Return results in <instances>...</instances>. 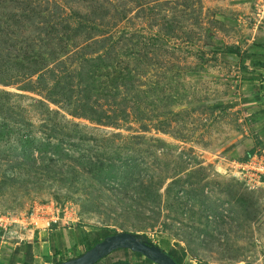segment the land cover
I'll return each mask as SVG.
<instances>
[{
	"label": "rangeland",
	"instance_id": "374dc122",
	"mask_svg": "<svg viewBox=\"0 0 264 264\" xmlns=\"http://www.w3.org/2000/svg\"><path fill=\"white\" fill-rule=\"evenodd\" d=\"M256 35L264 0H0V247L108 227L259 262L264 183L234 163L257 118L219 108L256 104L228 55Z\"/></svg>",
	"mask_w": 264,
	"mask_h": 264
},
{
	"label": "crops",
	"instance_id": "0c3cea01",
	"mask_svg": "<svg viewBox=\"0 0 264 264\" xmlns=\"http://www.w3.org/2000/svg\"><path fill=\"white\" fill-rule=\"evenodd\" d=\"M256 37H261V36L256 35ZM262 37H264V35H262ZM255 38L252 37L253 40H251L248 50L237 52V53L236 52L228 53V55H235L236 57L239 58V63H240L239 77H241L240 82L243 84V86L247 87V90L249 91L255 90L254 88H257V92L255 93L257 95V101L254 102L256 104L249 106L252 100L244 92L240 101L230 102V103L222 104V105L223 107L245 108L247 111L245 116L249 115L253 119H256V118L258 119V120L256 119L257 125L255 126L256 128L255 134H256V137L261 141L260 142L255 141V144L253 146H257V144L260 143L262 145L261 148H264V79H263L264 67L260 66V64H258L257 62H254V61H257L259 57L253 56L254 59L244 58L245 55H251L255 51L253 50L254 48L252 47L253 46L252 44L254 43ZM242 67H245V69H243ZM253 101H255V99ZM54 231L55 232L52 233V235L54 234L55 236L49 235V233H47L48 236L44 235L43 241L37 242L36 241L37 239H33V240L27 239L25 242H16L13 245V247L9 249L8 248L3 249L5 247H0V263L1 264H54V263H57L59 256L54 257V253L52 254V250L55 252L56 250L59 249L65 252L69 248L70 241L69 242L66 241L65 243L63 239L64 238L63 232L58 226L56 227ZM58 233H62L61 234L62 238L60 239L58 238ZM54 238L56 239V243L55 245L53 244L54 247H52L49 242L51 239L53 241ZM75 238H76V242H74L73 240L72 245L73 246L76 245L77 247L81 248V246H79L77 243L78 233L75 236ZM170 239H171L170 246L174 249H182L185 252V258H186L187 256L186 249L181 244H179V246L174 245L173 239L172 238ZM16 248L19 249L17 254H15L14 252ZM117 250H121V249H117ZM117 250H114L112 252H116ZM111 253H109L108 256ZM136 253L137 252H133L131 250H125V251H122L123 257H116V255H114L112 257H108V259L106 260L100 259L95 264H114L117 261H123V264H147L144 259V256L142 254H141L142 256H140ZM67 255L64 256V258H66L65 260H67V258L76 257L79 254L75 256H67ZM43 257L45 259H43ZM185 258L182 264H184ZM152 264L154 263L152 262ZM233 264H264V253L261 255V260L257 263L250 261L249 259L242 260V258H240V260H235Z\"/></svg>",
	"mask_w": 264,
	"mask_h": 264
},
{
	"label": "water",
	"instance_id": "95a60500",
	"mask_svg": "<svg viewBox=\"0 0 264 264\" xmlns=\"http://www.w3.org/2000/svg\"><path fill=\"white\" fill-rule=\"evenodd\" d=\"M124 248L142 254L154 264H177L161 246L131 231H119L107 235L79 256L54 264H95L112 251Z\"/></svg>",
	"mask_w": 264,
	"mask_h": 264
},
{
	"label": "trees",
	"instance_id": "16d2710c",
	"mask_svg": "<svg viewBox=\"0 0 264 264\" xmlns=\"http://www.w3.org/2000/svg\"><path fill=\"white\" fill-rule=\"evenodd\" d=\"M253 46V50H255L251 55H245L244 58H248V59H254V57H259L257 59L258 64H260V66L264 67V37H256L254 40V43L252 44ZM243 69H245V67H242ZM245 73V72H244ZM219 108H223V105H219ZM255 151V149H251L250 151L247 152L246 157H244L243 160L247 159L253 152ZM52 227H56L55 223L52 224ZM117 231L109 229L108 227H103L98 229L95 232H92L90 234H81L80 232L78 233V245L81 246V248H83V250L79 253L82 254L84 251H86L87 249L91 248L95 243H97L98 241H100L101 239H103L105 236L107 235H111L116 233ZM62 233H58V238H62L61 236ZM149 241H151L150 239H148ZM152 242V241H151ZM170 242L171 239L169 237H161L159 239V246H161L162 249L166 250V252L169 254V256H171L175 262L177 264H182L183 260L185 258V252L182 249H174L170 246ZM158 245V244H157ZM17 250V251H16ZM18 248L15 249V254L18 253ZM140 256H142L140 253H136ZM66 252L62 251V250H56L54 252V257L59 256V259L57 262H61L63 260H65L66 258H64V256H66ZM78 255V256H79ZM70 258H67V260ZM145 261L147 264H152V262L147 259L146 257H144ZM114 264H123V261H117Z\"/></svg>",
	"mask_w": 264,
	"mask_h": 264
},
{
	"label": "built area",
	"instance_id": "2783aa9c",
	"mask_svg": "<svg viewBox=\"0 0 264 264\" xmlns=\"http://www.w3.org/2000/svg\"><path fill=\"white\" fill-rule=\"evenodd\" d=\"M234 163H236L237 174L247 187L252 188L264 183V148L256 149L245 161Z\"/></svg>",
	"mask_w": 264,
	"mask_h": 264
}]
</instances>
